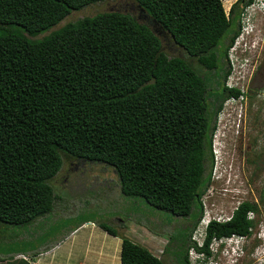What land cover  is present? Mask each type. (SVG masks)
I'll use <instances>...</instances> for the list:
<instances>
[{
    "label": "trees",
    "instance_id": "1",
    "mask_svg": "<svg viewBox=\"0 0 264 264\" xmlns=\"http://www.w3.org/2000/svg\"><path fill=\"white\" fill-rule=\"evenodd\" d=\"M102 1L0 0V225L27 227L53 212L50 182L63 161L92 160L115 169L124 196L192 216L163 250L172 243L176 264H192L191 248L209 256L212 240L248 237L255 225L248 213L258 207L245 200L228 221L208 223L202 245L191 238L203 215L217 113L223 100L243 95L226 83L228 53L255 0H237L228 13L222 0H133L150 25L103 11L53 29ZM162 38L179 53L169 54ZM120 238V264H165L148 246Z\"/></svg>",
    "mask_w": 264,
    "mask_h": 264
},
{
    "label": "rangeland",
    "instance_id": "2",
    "mask_svg": "<svg viewBox=\"0 0 264 264\" xmlns=\"http://www.w3.org/2000/svg\"><path fill=\"white\" fill-rule=\"evenodd\" d=\"M236 1L222 0L226 13ZM255 1L257 3L259 0ZM253 3L245 10L248 16L253 17L251 26L243 29L244 35L242 34L249 47L243 51L241 44L236 48V52L229 55L233 58V64L232 71L226 79L228 85L235 86L243 92V98L241 102L233 105L234 119L230 120L227 112L231 113L229 109L231 102L226 100L222 102L219 111H223L221 121L213 138L216 152L211 170L209 164L207 165V172L210 170V181L202 196V207L204 220L207 216L219 219L229 217L233 209L245 200L255 203L258 212L251 214L255 219V225L252 234L245 239L239 256L224 255L221 253L222 246L219 241H211L208 246L210 255L218 251L215 259L219 264H264V202L260 201V195L264 194V9ZM103 11L127 12L135 16L139 22L149 24L147 17L133 0H105L81 10L71 11L53 29L84 15ZM50 29L38 37L49 34L53 30ZM162 41L164 49L169 54L179 53L168 39L162 38ZM252 44L256 46L253 48ZM236 56L248 59L247 66L238 67L241 65H237ZM193 65L203 74L204 69L200 65L195 62ZM228 66L226 62L225 68ZM208 82L209 87L213 85L211 79ZM70 160L63 161L56 177L58 181L51 180L50 183L56 194L52 216L59 215L62 208L68 206L73 211L66 220L79 226L83 225L81 224L83 221L88 223L87 226H81L73 237L78 241L72 248L74 254L72 264L77 263V257L82 253L87 238L92 239L95 244L102 240V233L105 232L96 225L97 221H104L122 234L148 246L149 250L161 257L165 264H176L177 260L173 255L174 244L168 246V251L163 250L170 234L175 229L191 223L192 216L189 219L174 217L169 212L149 206L140 197L124 196L119 190L118 177L112 166L92 160ZM120 217L124 220L121 221ZM57 218L61 221L60 217ZM88 219L93 220V224H90ZM38 230L32 236L36 230L16 225L0 227V253L24 250L28 245L37 247L42 241L37 240V235L42 233V230ZM26 232H29L27 242L20 240L25 237ZM121 233L115 237L105 233L103 245L110 246L117 238L121 242ZM195 253V249L188 252L192 264ZM203 256L208 257L205 254ZM2 258L3 256H0V259ZM0 262L6 264L2 263V260Z\"/></svg>",
    "mask_w": 264,
    "mask_h": 264
},
{
    "label": "crops",
    "instance_id": "3",
    "mask_svg": "<svg viewBox=\"0 0 264 264\" xmlns=\"http://www.w3.org/2000/svg\"><path fill=\"white\" fill-rule=\"evenodd\" d=\"M72 211L73 210L69 209L68 206H66L62 208V211L59 215L52 216L53 212H51L50 214L43 216L42 218H38L35 222L27 227L21 226L26 229L30 228L34 231L36 230L35 233L32 234V236L36 234L38 229V231L42 230V233L40 232L41 234L37 235V240L42 241L40 242V244H38L37 247H31L28 245L24 250L19 249L17 251L0 253V256H3V258L0 259L2 260V263H5V261H13L14 259H18V257L22 256L25 259L28 258L26 259V264H31L32 262H34L35 264H72L74 260L72 248L76 244L75 242L78 241L77 238L73 237L80 230L81 226L88 225L86 221H83L81 223L83 225L79 226L72 224L71 222L66 220L72 214ZM57 217H60L61 221H58ZM119 219L121 221L123 220L122 218ZM87 221L90 224H93L91 220ZM2 226L4 225H0V227ZM105 233H102V240L98 244H95L90 238H87L85 240L86 242H84V249L82 253L77 257L76 264H120V239L117 238V241L112 244L110 243V246L103 245V243H105ZM43 234H45L44 237L42 236ZM28 238L29 232H26L25 237H22L20 240L26 241V239ZM65 249H67V251H62ZM3 259L6 260L3 261ZM15 264L20 263L18 261H15Z\"/></svg>",
    "mask_w": 264,
    "mask_h": 264
},
{
    "label": "clouds",
    "instance_id": "4",
    "mask_svg": "<svg viewBox=\"0 0 264 264\" xmlns=\"http://www.w3.org/2000/svg\"><path fill=\"white\" fill-rule=\"evenodd\" d=\"M255 3H256V1H255ZM255 3H253V4L254 5H259L262 9H264V0H259L256 4ZM251 23H252L251 19H247L244 23H242V27H241V31H240L239 35L235 38L234 43L232 44V46L229 49L228 58H229V64L231 66V71H232V65L231 64H233V58H231L229 55H231L233 52H236V48L238 46H241V44L243 46V51H246V49L249 47L247 42L243 40L244 36H242V34L244 35V30L248 26H251ZM252 46L254 48L256 46V44L255 45L252 44ZM247 57L249 59V55ZM248 59H246L245 57H240V58L237 57L236 58L237 65H241V66H238V67H243L244 68L245 66H247V64H248L247 62H249ZM241 72L243 73V70ZM242 96H239L237 98L230 97L229 99H226V101H230L231 102V106L229 108V109H231V113L229 114V112H227V117H228L229 120L230 119H234V118H232V117H234V116H232L233 105L235 103L239 102V101L241 102L242 98H243ZM222 112H218L217 113L215 132H217L216 129H218V126L220 124L221 116H222L221 113ZM236 120H238V119H236ZM226 122H227V120H226ZM213 138H214V132L212 134V147H213V151L215 153L216 152L215 151V146H214L215 139H213ZM234 209H233V211H234ZM233 211H232V213H233ZM251 214H253V213L249 212L248 213V217L254 218L253 216H251ZM231 216H232V214L229 217H226L224 219H219V218L214 217V216H207L206 220H204L205 216L202 215V217L200 218L201 221L199 220L200 223L198 222V224L196 226V229L194 230L191 238L194 241H196L198 245H202L203 244V238H204V231H205V228L208 225V223L210 221H217V222L228 221ZM202 227H203V231H202ZM202 232H203V235H202ZM246 238H247V236H245V235L231 234L230 236L222 237L220 239H214V240H218L220 245L222 246L221 253H223L224 255H230L231 257H234V256H237V255L239 256L242 253L244 241H245ZM214 240H212V241H214ZM191 249H193V248H191ZM217 252L218 251H216L215 254H213V255H209L208 257H204L203 253H201L199 251H196L195 257H194V263H196V264H219L217 262V260L215 259Z\"/></svg>",
    "mask_w": 264,
    "mask_h": 264
},
{
    "label": "built area",
    "instance_id": "5",
    "mask_svg": "<svg viewBox=\"0 0 264 264\" xmlns=\"http://www.w3.org/2000/svg\"><path fill=\"white\" fill-rule=\"evenodd\" d=\"M32 264H34V263H32ZM79 264H82V263H79ZM84 264V263H83Z\"/></svg>",
    "mask_w": 264,
    "mask_h": 264
}]
</instances>
